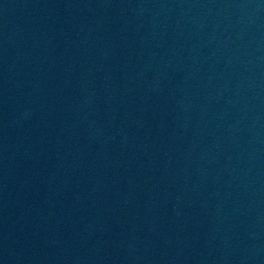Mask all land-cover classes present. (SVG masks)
Here are the masks:
<instances>
[{
    "label": "water",
    "instance_id": "obj_1",
    "mask_svg": "<svg viewBox=\"0 0 264 264\" xmlns=\"http://www.w3.org/2000/svg\"><path fill=\"white\" fill-rule=\"evenodd\" d=\"M0 264H264V0H0Z\"/></svg>",
    "mask_w": 264,
    "mask_h": 264
}]
</instances>
